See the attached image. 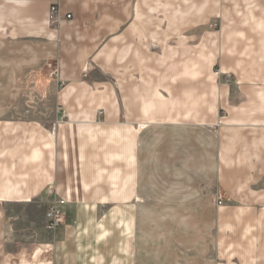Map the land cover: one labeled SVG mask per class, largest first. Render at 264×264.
I'll list each match as a JSON object with an SVG mask.
<instances>
[{"label":"crops","instance_id":"1","mask_svg":"<svg viewBox=\"0 0 264 264\" xmlns=\"http://www.w3.org/2000/svg\"><path fill=\"white\" fill-rule=\"evenodd\" d=\"M0 264H264V0H0Z\"/></svg>","mask_w":264,"mask_h":264},{"label":"rangeland","instance_id":"2","mask_svg":"<svg viewBox=\"0 0 264 264\" xmlns=\"http://www.w3.org/2000/svg\"><path fill=\"white\" fill-rule=\"evenodd\" d=\"M53 72L50 73V83H49V91L46 93L42 104H33L29 105L30 115L37 116L40 123L46 126L48 129H52L53 131L56 129V125L58 123L59 116L58 107L54 103V93L56 90ZM36 96V95H35ZM34 96V97H35ZM33 97V98H34ZM62 119V118H61ZM46 212V211H45Z\"/></svg>","mask_w":264,"mask_h":264},{"label":"built area","instance_id":"3","mask_svg":"<svg viewBox=\"0 0 264 264\" xmlns=\"http://www.w3.org/2000/svg\"><path fill=\"white\" fill-rule=\"evenodd\" d=\"M50 18L51 20L60 18L55 5L51 7ZM66 18H71V15H66ZM53 75L57 76V70L53 71ZM49 193L54 195V197L48 202L46 207V229L49 232L54 233L65 222V214L62 212L60 206L65 204L66 201L64 199L58 198L56 189L53 186L49 187Z\"/></svg>","mask_w":264,"mask_h":264}]
</instances>
